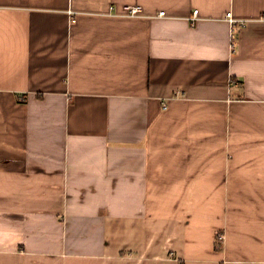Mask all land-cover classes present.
Masks as SVG:
<instances>
[{"label": "crops", "instance_id": "1", "mask_svg": "<svg viewBox=\"0 0 264 264\" xmlns=\"http://www.w3.org/2000/svg\"><path fill=\"white\" fill-rule=\"evenodd\" d=\"M0 264H264V0H0Z\"/></svg>", "mask_w": 264, "mask_h": 264}, {"label": "built area", "instance_id": "2", "mask_svg": "<svg viewBox=\"0 0 264 264\" xmlns=\"http://www.w3.org/2000/svg\"><path fill=\"white\" fill-rule=\"evenodd\" d=\"M110 9H111L110 14L121 16V17H126V18L147 17V15L144 12L143 7L140 5H127L125 6L122 12H115L113 6ZM198 14H199V10H195L193 13V16L190 18L192 24H196V22L200 19ZM155 17H158V18L167 17V14L165 11H161L158 15H155ZM72 21H76V20L73 19ZM225 21L229 22L232 28H235L237 26H244L248 22V20L238 19L234 17V14L232 11H229L226 14ZM232 37H234V31H232Z\"/></svg>", "mask_w": 264, "mask_h": 264}, {"label": "rangeland", "instance_id": "3", "mask_svg": "<svg viewBox=\"0 0 264 264\" xmlns=\"http://www.w3.org/2000/svg\"><path fill=\"white\" fill-rule=\"evenodd\" d=\"M221 237V238H220ZM223 237H222V235L221 236H218V240L219 241H222L221 239H222Z\"/></svg>", "mask_w": 264, "mask_h": 264}, {"label": "bare ground", "instance_id": "4", "mask_svg": "<svg viewBox=\"0 0 264 264\" xmlns=\"http://www.w3.org/2000/svg\"><path fill=\"white\" fill-rule=\"evenodd\" d=\"M232 80H233V79H232ZM234 80H235V79H234ZM234 80H233V81H234ZM238 85H239V84H238ZM239 86H240V85H239ZM220 238H221V237H220ZM221 240H222V239H221Z\"/></svg>", "mask_w": 264, "mask_h": 264}, {"label": "trees", "instance_id": "5", "mask_svg": "<svg viewBox=\"0 0 264 264\" xmlns=\"http://www.w3.org/2000/svg\"><path fill=\"white\" fill-rule=\"evenodd\" d=\"M219 243V242H218ZM219 245V244H218ZM221 247V246H220Z\"/></svg>", "mask_w": 264, "mask_h": 264}]
</instances>
